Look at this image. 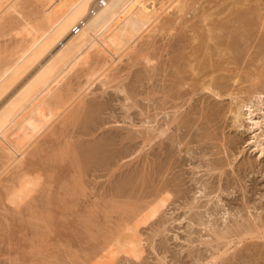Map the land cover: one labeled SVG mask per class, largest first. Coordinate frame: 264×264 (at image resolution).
<instances>
[{
	"label": "rangeland",
	"instance_id": "374dc122",
	"mask_svg": "<svg viewBox=\"0 0 264 264\" xmlns=\"http://www.w3.org/2000/svg\"><path fill=\"white\" fill-rule=\"evenodd\" d=\"M210 1L193 0L192 11L187 14V17L195 16L196 13L198 17L201 8H205L214 14L211 19L209 18L208 23L211 24L215 18H220L216 20L220 25L226 21L224 25L230 29L229 32L223 29L220 40L231 41L230 44L235 41L237 42L236 44L234 42L236 46L242 45L239 48L242 56L244 55L242 57L236 53L237 57L241 56L238 57L240 61L236 58L237 64L224 65L218 75L221 74L222 77L227 75L226 78L232 75V79L229 77L227 80L228 82L231 80L229 83H232L231 88H233L232 85L235 86L234 89L247 87L250 81L260 79L263 86L258 83L260 85L256 84L254 87L259 89L264 96V54H262L264 53V17L261 19L264 16V11L258 9L262 13V16L258 15L261 16V20L256 16L260 20L259 24H257L258 21H253L255 19L254 8L261 7L264 10L262 7L264 1L249 0L245 2L246 4L242 2L240 3L241 7L237 5V8L230 12L223 11L225 7L223 6V9L221 5L232 0H219L216 4L215 0L211 1L212 4L209 3ZM219 3H221L220 6ZM194 7L196 9H193ZM217 9L224 14L220 12L216 16ZM239 10L246 19L250 18L254 22L255 26L252 24L247 26L250 29L252 27L251 30L242 27L240 19L243 16L240 13L237 14L238 19L240 18L239 21L237 20L236 13ZM244 12H250L247 14L250 17L246 16ZM234 16L236 22L233 23ZM197 17H193L195 23H199L200 18ZM236 23H239L240 26ZM187 25H191L190 21L187 22ZM224 25L223 27H225ZM178 26L181 27V25ZM183 28L186 34H183L185 37L181 36L185 38V41L184 38L183 40L179 39V34L182 32L178 29L179 31L173 35L164 33L156 35L154 41L150 42L151 45L154 42V45L144 48L154 58V67L145 65L142 58L136 54L125 57L126 59L124 58L118 65L114 75L119 76L116 80H119L120 84L126 85L130 94L129 100L125 99L124 93H120L122 91L119 92L112 87L104 88L96 82L85 97L88 104H91V108L88 105L90 108L88 114L83 116L84 118L81 117L82 119H79L80 121L76 124H71V127L70 125L59 126L53 145L59 146L63 145L65 140L70 141L72 147L70 146L68 151L73 149V152L78 145L79 159L82 160L79 170L83 191L79 193V189L77 192L79 194H75L76 198L74 195H67L71 196L68 199L67 196H64V199L69 201L64 205L62 199L58 200L62 201L58 202L59 204L54 201L50 203L51 205L49 204L50 206L43 207H48L47 209L51 212L53 222L48 224L50 225L49 230L50 228L51 230L49 232H47L48 230L42 231L43 234L37 238L33 237L32 239L35 241L31 244L29 239L32 227H30V223L27 224L26 214H21V216L26 218L27 223L24 222V219L20 221L18 218L20 216L15 215L16 213L14 215L9 212L5 213V210L1 209L0 264H8L5 262H9L10 257L14 258L13 255L23 258L38 257L35 256V251L38 248L43 249L41 247L48 244V251H42L46 254L53 251L52 245L59 241L62 243L71 241V243H75V249L82 246L86 248L90 244L96 243V238L99 236L95 232L98 233V227H112L116 219L122 216L121 214L127 213L128 208L135 207L144 210L151 199L150 195L154 187L162 183L172 187L170 199L156 217L140 226L143 240L142 257L136 261L121 256L116 264H264V236L259 239L247 238L237 245L234 242L221 259L215 263L209 261L215 248L222 247L223 242H216V237L211 229L215 228L221 235L226 233L227 240L237 241L235 236L231 237V235L243 223L247 226L248 222H252L257 223L256 225H259L262 234H264V149L261 150L262 147L264 148V140H261L264 125L262 130L256 131L259 135H254L255 131L248 120L250 115L245 113L248 112L247 110H244L243 117L241 116L236 122L232 118L233 113L228 112L230 106H234L236 102L233 101L236 100L235 95L234 98L229 95L213 96L209 91L202 90L198 86L199 84L193 85L198 87L194 89L188 84L191 79H187V84L181 86V90H179L183 94L182 101L181 98H177V100L182 103V107L177 112L172 111L170 103L172 104L173 100H176V96L181 95V93L176 95L179 92L175 93L176 83L173 81L174 78L176 79L175 72L178 71V67L180 68L183 63L192 58L190 56L188 58L187 53H189L190 47L186 46V40H189L191 32L188 30L189 27L184 26ZM243 29H246L245 34ZM225 33L226 35H222ZM187 34L188 36H186ZM224 36L228 38L226 39ZM237 36L242 39V44L241 40L237 41ZM3 40L0 38V41ZM210 41L212 46L213 41ZM196 43L195 41L192 44ZM243 48H247L245 49L247 51H244ZM203 52L206 54V51L202 50L200 56L199 53H195L194 56L198 55L201 58ZM214 56L216 55L214 54ZM100 58V56H95L93 59L96 62ZM185 68L188 70L189 67ZM234 71L236 74H233ZM186 74L188 75V73ZM80 75V73L76 76L73 75L70 82L75 80L72 84L78 85L80 81H83ZM181 75L183 72L179 73V76ZM233 78L241 80L233 81ZM79 79L80 81H78ZM241 81L244 82L241 83ZM164 104L165 108L169 105L161 111L160 108ZM252 109L254 108L252 107ZM262 109L264 110V104ZM173 114L180 116L179 120L181 119V121L179 123L177 120L178 122L171 124L166 132V136L169 134L170 137L164 138L159 146L158 143L143 146L142 136H139L143 133L140 130L146 131V127H151L154 124L152 119L156 115L157 123L162 125V121H167L174 116ZM258 115L259 112L254 111L252 117L258 120ZM141 146H143L142 150H140ZM77 149L75 152H78ZM70 157L71 154L51 167V170L55 168L53 172L51 171L53 174L51 193L58 194L61 191L58 192L59 186L62 184L61 181H65V178L70 180L78 170L75 163L71 162ZM110 197L115 200L119 199L122 207L107 209L106 204L111 201ZM61 204L62 206H60ZM75 232L79 235L77 236ZM36 242L38 243L37 250L34 248ZM61 248L59 246L57 250L53 251L59 257L63 256ZM7 256H10L9 259Z\"/></svg>",
	"mask_w": 264,
	"mask_h": 264
},
{
	"label": "bare ground",
	"instance_id": "6f19581e",
	"mask_svg": "<svg viewBox=\"0 0 264 264\" xmlns=\"http://www.w3.org/2000/svg\"><path fill=\"white\" fill-rule=\"evenodd\" d=\"M247 1L249 0L227 1L228 3H225L226 6L221 2L223 3L221 6L223 9L225 7L223 11L230 12L237 8V5L241 7L240 3ZM192 2L193 0H0V38L4 39L0 41V210L3 209L5 213L9 212L13 215L16 213L15 215L20 216L18 217L20 221L24 219V222L27 223L28 221L27 224L30 223V227H32L29 239L30 244L35 241L32 239L33 237L37 238L43 234L42 231L46 232L48 230L47 232H49L51 230V228L49 230L50 225H48L51 221L53 222V219L51 220V212L47 209L48 207H43L54 201L55 203L64 201L62 203L64 205V203L69 202L64 199V196L74 195L76 198L75 194L78 195L83 191L79 170L82 160L79 159L78 145L76 146L78 152H75L76 149L74 152L72 151L73 149L68 151V148L72 147V145L70 141L67 142L65 139L66 142L63 145H53L59 126L70 125L71 127V124H76L80 121L79 119H82L81 117H85L88 114L91 104H88L85 97L96 82L100 83L99 85L104 88L112 87L119 92L122 91L120 93H124L125 99L129 100L130 94L126 85L123 86L124 84L122 85L118 82L119 80H116L119 76H115L114 72L125 57H131L133 54L142 58L143 63L148 65V67H154V58L144 48L154 45V42L153 45L150 42L154 41L156 35H162V33L173 35L181 30L182 33L179 32V39L182 38L183 40L186 34L183 27H189L188 30H190L191 34L188 37L189 40H186L188 42H186V46L190 47L187 56L192 58H186L188 59L186 63L180 64V68L176 67L178 71L175 72L176 79H174L176 81L173 79L176 83H174L176 85V92H174L178 93L181 90L180 87L187 84V79H191L190 83L188 82L189 85L194 87L193 85L199 84L198 86L202 90L209 91L213 96L229 95V97H233L235 95L236 100L233 101L236 102L234 106H230L231 108H229L228 112L233 113L232 118L236 122L241 116L243 117L244 110H247L248 112L245 113L250 115L248 120L255 131L254 135H259L256 131L262 130L264 125V110L262 109L264 96L254 85L261 83L263 86V83L260 79L255 80V82L254 80L250 81L251 79L246 77L250 79L249 85L243 87L244 90L242 87L234 89L235 86L232 85L233 88L230 86L232 84L229 83L231 80L229 82L227 80L229 77L232 79V75H228L229 77L227 78V75L225 77H222L223 75L221 74L218 75L224 65H229V63L237 64V59L240 61L238 57H241L242 54L239 46L241 47L242 45L238 44L239 46H236L237 42L233 40V44L229 43L231 41L220 40L222 31L228 30L229 32L230 28L224 25L226 21L222 22L225 27L216 21L220 18H215L211 24L208 23L209 18L211 19L214 14L208 12L207 9L201 8L202 10H200L198 17L197 13L195 14L197 18H200L199 23H195L193 20L195 16L188 18L187 14L192 11ZM216 2H219V0H215L214 3L216 4ZM221 3H219V6ZM255 5L257 6L256 3ZM262 5L264 7V4ZM205 7L207 8V6ZM193 9H196V7ZM258 9L264 11L261 7L254 8L255 19L253 21H258L257 24L264 17ZM220 10H222L221 7ZM217 11L218 13H215L216 16L222 12L218 9ZM240 12L239 10L236 13L238 21ZM248 13L250 12L245 15L250 17L247 15ZM240 14L243 16V18L240 16L243 28L249 30L250 28H247V26L251 24L255 26L250 18L248 20L243 13ZM258 15L262 16H260L261 19ZM236 18L234 16L233 23L236 22ZM189 21L191 25H187ZM178 25H181V27ZM236 25L240 26L239 23H236ZM245 30L243 29L244 34ZM226 33L222 35H226ZM243 33V38H245ZM240 34L238 35L240 36ZM227 36L224 37L227 39ZM240 37H238L237 41L241 40L240 43L242 44ZM233 38L236 40L234 36ZM210 40L213 41L212 46ZM195 41L197 43L193 45L192 43ZM245 49L244 51H247ZM202 50L206 51V54L203 52V55L201 54L202 57L199 58ZM195 53H199V56L196 54L197 56L195 57ZM236 53L241 56L237 57ZM95 56H100L101 58L95 62L93 59ZM127 60L129 61V59ZM185 67H189L188 70ZM236 71L233 74H236ZM178 72L180 74L183 72V75L179 76ZM78 73L81 74L80 77H82L83 81L79 79L78 85H73L75 80H73L72 84L70 82L71 77L78 75ZM240 80L233 78V81ZM257 88L260 87L257 86ZM182 95L181 93V95L176 96V100L181 98L182 101ZM176 100H173L174 104L173 102L172 104L170 103L172 107L169 106L175 112L182 107V103L178 102V100L176 103ZM157 108L159 109V107ZM166 108L164 104L160 110L162 111ZM254 111L259 112L258 120L252 117ZM156 116L152 119L154 124L151 127H146V131L140 130L143 133L139 135L142 136L143 146L151 143H155V145L158 143L159 146L164 138L170 137L169 134L166 136V132L171 127V124L180 118V116L175 115L173 117L169 116L171 118L167 121L165 120V122L163 120L162 125H160L157 123ZM180 121L181 119L179 123ZM261 140H264V133L261 134ZM261 140L259 141L261 142ZM143 146H141L140 150L143 149ZM263 149L262 147L261 150ZM70 154V160L73 164L75 163L74 165H76L78 170H76L75 175L70 180L68 179L69 181L66 178L65 181L63 180L64 182L61 181L62 184L58 185V192L61 190L58 193L60 195L56 193L55 195L54 192L51 193L52 172L55 168L51 170V167ZM79 189L80 191L77 194ZM171 189L172 187L166 183L157 184L144 210L135 207L129 209L123 204L128 208L127 213H124L125 215L121 214L122 216L116 219L113 226L111 225L112 227H98V233L97 231L95 232L99 236L96 238V243L90 244L86 248L82 246L75 249V243H71V241L62 243L59 241L52 245L53 251L62 246L63 252H61L63 256L59 257L53 251L46 254L42 253V251H48V244L43 245V247L39 246L43 249L38 248L37 250L38 243L36 242L37 244L34 248L37 251L34 254L38 257L32 258L33 256L31 255L32 257L23 258L13 255L14 258L12 259L9 256L10 260L7 256L9 260H6L9 262L6 261L5 263L116 264L121 256L136 261L140 260L143 254L140 226L156 217L166 206L170 199ZM69 197L67 196V199ZM111 198V201L107 202V204L105 201L107 209L110 207H113L112 209L114 207H122L120 205L122 203L118 201L119 199ZM21 214H26V217H28L27 221L26 218H22ZM86 217L88 218V216ZM247 224L246 226L243 223L238 229L235 226L236 232L231 237L235 236L237 241L233 239L227 240L226 233L221 235L215 228L211 229V232L216 237V242H223L222 247H216L215 251H213L214 253L210 256V260L209 258L208 260L211 263H215L218 259H221L227 254L231 244H234V242L237 245V243L247 240V238L259 239L264 236L259 225H256L257 223L248 222ZM229 234L228 236H230ZM76 235L78 236L79 234L77 233ZM38 242L40 243V241ZM44 243H46L45 240ZM32 246L33 244L31 248ZM36 253L39 254L36 255ZM2 262L4 263V261Z\"/></svg>",
	"mask_w": 264,
	"mask_h": 264
}]
</instances>
